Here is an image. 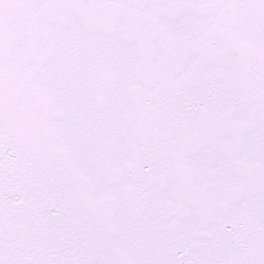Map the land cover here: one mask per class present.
Wrapping results in <instances>:
<instances>
[{
    "label": "snow or ice",
    "instance_id": "obj_1",
    "mask_svg": "<svg viewBox=\"0 0 264 264\" xmlns=\"http://www.w3.org/2000/svg\"><path fill=\"white\" fill-rule=\"evenodd\" d=\"M0 264H264V0H0Z\"/></svg>",
    "mask_w": 264,
    "mask_h": 264
}]
</instances>
